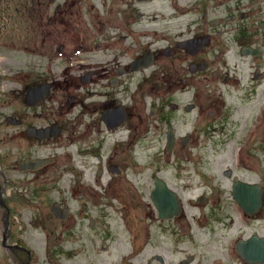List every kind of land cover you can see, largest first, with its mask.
<instances>
[{"label": "flooded vegetation", "instance_id": "obj_1", "mask_svg": "<svg viewBox=\"0 0 264 264\" xmlns=\"http://www.w3.org/2000/svg\"><path fill=\"white\" fill-rule=\"evenodd\" d=\"M151 1L112 0L93 16L78 0H49L46 16L44 0L31 1L18 54L0 57V264H264V0H162L149 11ZM151 135L165 154L136 175L132 153ZM214 135L231 151L222 177L197 166L196 179L178 170L175 186L162 176ZM169 136L179 160L166 159ZM157 179L176 193L172 217L152 202ZM62 181L67 196L37 203L40 185ZM145 199L157 251L150 225L135 221ZM101 201L118 217L122 253L86 217Z\"/></svg>", "mask_w": 264, "mask_h": 264}, {"label": "rangeland", "instance_id": "obj_2", "mask_svg": "<svg viewBox=\"0 0 264 264\" xmlns=\"http://www.w3.org/2000/svg\"><path fill=\"white\" fill-rule=\"evenodd\" d=\"M32 0H0V57L1 58H12V56L17 55L18 51L16 48L17 44V34H22V32H28V28L30 27V22L27 20V18H33L34 15V8L31 7ZM49 0H44L45 4H40L41 8V14L46 16L47 15V8L49 7V4H47ZM62 1V0H57ZM162 2V0H152L151 5L149 8V11L155 10L157 8L158 3ZM112 0H78V6L86 7V11L84 16H93L96 11H101L102 6L105 10H109L111 8ZM21 8L24 10L23 13L20 12ZM19 10L20 13L17 12ZM21 18L23 20L21 21ZM13 37H10L12 36ZM15 37V38H14ZM11 38L12 40H9ZM19 38L18 37V44H19ZM11 44V46H10ZM13 44V45H12ZM12 55V56H11ZM213 138V141L210 142L209 138H202V140L198 143H190V147L188 150L181 154L180 160L185 162L181 166V168H167L163 173L162 176L166 177L169 181V183L172 186H175V184L178 183L176 180V172L178 170L182 171V176H186L189 178L196 179L199 175L195 174L193 170H195L194 167H198L200 171V176L207 177V176H213L218 175L222 177V170L227 167L226 162L230 159L231 151L230 147L228 148V145L219 144V139L216 135ZM157 139V140H156ZM158 137H154L153 135L149 136L146 140V142L143 145H138L135 147L133 151V159L135 161V167L131 169V171H134V174L136 175H142L143 169L141 167L145 168V172H149L150 168H155V164L158 161H161L164 156L163 152V140H162V152H160V143L158 142ZM145 141V140H143ZM143 141L141 143H143ZM61 141L56 142V145L58 146L57 149L61 148ZM189 144V143H188ZM77 147H79V143L76 144ZM149 146V148H147ZM263 153H262V163H261V171L264 179V146ZM61 150V149H60ZM119 158L118 160H120ZM167 160H179L177 159V156L173 154L167 155ZM92 160L93 157H90L88 159V167L85 171H91L92 168ZM149 165L150 168H146V166ZM73 170V169H72ZM76 170V169H74ZM139 172V173H137ZM72 173V171H71ZM69 174L66 175V181H68ZM193 180V179H192ZM194 181V180H193ZM25 183V182H24ZM23 183V191L25 192L26 185ZM61 184V183H60ZM48 188V186L40 185L38 191L40 193V198L36 197L38 199L37 203H41L44 208L48 209L50 208L52 200H55L58 197L67 196L66 188V182L62 181L61 185H53V189L49 190L48 192L43 191V189ZM46 192V193H45ZM190 192V191H188ZM73 191L70 192V197H72ZM85 199V198H84ZM79 201L71 202L70 204L73 205V208H79L78 203ZM108 202V201H107ZM111 204L114 205V202L109 201ZM102 207H93L88 206L87 207V215H92L94 218L99 221V225H101L103 228L109 227V236L106 240V242H112L115 245H118V252L122 253L124 251V246H128L125 241V237L120 234V231H118L117 225H120V222L118 220V217L113 214L111 210V207H106L104 205V201H101ZM30 203H24L22 207L24 209L29 208ZM31 205V204H30ZM138 209L136 212L135 221L138 219L142 221L144 224L150 225L151 230V239L149 240L148 244H150V248L152 251L154 250V247L158 244V236L157 233V223L156 222H150L147 216H141V213H143L149 209L153 210V206L151 202L148 199H145L141 202H138L137 205ZM80 210V209H79ZM87 223V219H86ZM219 238V236H218ZM156 251H157V247Z\"/></svg>", "mask_w": 264, "mask_h": 264}, {"label": "water", "instance_id": "obj_3", "mask_svg": "<svg viewBox=\"0 0 264 264\" xmlns=\"http://www.w3.org/2000/svg\"><path fill=\"white\" fill-rule=\"evenodd\" d=\"M168 139H169V144L168 145H171V141H172V139H171V137L169 136L168 137ZM164 187H165V190L166 191H163V193H162V202H168L169 200H170V198L168 197L169 196V194H171L170 193V191H168L167 189V187L164 185ZM160 191V190H159ZM159 191L157 190V191H155L154 192V196H153V201H154V203H155V205H156V207L160 210L161 208H162V216H164V215H167V216H170L171 214L170 213H168V214H164V210L166 209V207L162 204V206H161V201H160V198H159ZM169 193V194H168ZM165 196H164V195ZM171 196L173 197V195L171 194ZM173 202L175 203V202H177L176 201V199H175V197H173ZM56 208V205L54 204L53 206H52V209H55ZM175 210L177 209V205H176V203H175V208H174Z\"/></svg>", "mask_w": 264, "mask_h": 264}]
</instances>
